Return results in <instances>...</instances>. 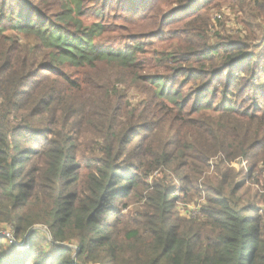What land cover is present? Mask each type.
<instances>
[{"label": "trees", "instance_id": "1", "mask_svg": "<svg viewBox=\"0 0 264 264\" xmlns=\"http://www.w3.org/2000/svg\"><path fill=\"white\" fill-rule=\"evenodd\" d=\"M12 1L0 0V228L16 242L0 248V264H264V208L244 202L251 196L229 166L246 161L247 178L263 186L264 85L250 81L264 54L196 35L180 56L146 64L141 44L94 43L103 27L76 19L83 0H64L58 20ZM195 22L183 27L205 29ZM99 63L116 72L100 74ZM200 193L197 216L176 215L177 202ZM37 224L51 249H40Z\"/></svg>", "mask_w": 264, "mask_h": 264}, {"label": "rangeland", "instance_id": "2", "mask_svg": "<svg viewBox=\"0 0 264 264\" xmlns=\"http://www.w3.org/2000/svg\"><path fill=\"white\" fill-rule=\"evenodd\" d=\"M5 1H7V6L14 2L12 0ZM26 1L40 10L42 18L50 20H58L56 15L64 6V0ZM145 3L148 5L146 4L142 7L144 10L138 14H134V11L137 9L131 7L132 0H83V13L76 19L86 27L94 23L102 24L103 30L94 37V43L99 47L118 49L134 47L136 43L141 44L142 51L137 54V58L139 60H148L146 64L151 63L153 58L157 59L158 56H161L160 53L164 55L173 53L180 56L189 44H196L198 42L196 35L206 39L208 46L214 45L216 47V45H220L219 47L221 48V46L230 45L229 41L233 39L249 44L250 48L245 51L247 54H259L262 56L264 54V0H245L239 3H233L232 0H214L209 4H203L202 0L193 1L192 4L190 0H184L183 4L180 5L175 0H142L141 4H139L140 8ZM195 8H198V10L196 9L193 13L192 11ZM5 10L7 11L8 9L6 8ZM22 11H24L23 8ZM191 20H195L196 26L199 28L203 24H206L205 29L184 28V24ZM71 30L75 31L76 28L71 26ZM256 64L258 65V69L256 70L254 80L250 81V87L264 85V71L261 69L264 68V61L260 60ZM98 67L101 70L100 74L103 75L107 74L106 70L108 69L116 72L106 63H99ZM76 70L75 68H70L67 71L74 78L73 76H76L75 74L77 73ZM154 71H145L142 74L153 73ZM161 73H166V71H162ZM93 74L90 71L85 76L90 78ZM181 78L183 80V77ZM242 78L247 80L246 76H242ZM201 82L198 81L199 84ZM184 88V95H193L192 85H187ZM130 96L134 100L137 98L135 92L134 94L130 93ZM242 96H244L246 109L251 111L252 102L247 97L249 96V90L245 91ZM250 98H254V95L252 94ZM257 100L259 99L257 98ZM229 166L238 172L237 181L245 183L242 191L247 190L251 196L250 200L246 199L244 202L250 201L257 207L264 208V184L261 186L247 178L249 164L246 161L235 160ZM84 171H78L79 181H81L80 177ZM258 173L261 178L264 176V170L258 171ZM203 197L204 194L200 193L191 198L190 201L177 202L174 207L176 215L180 217L197 216L204 202ZM139 203L141 201L139 202L137 197L129 200L127 207L121 211L122 215L120 218L122 220L128 219L130 214L139 207ZM2 229L0 228V230ZM32 229L36 233L35 240L41 245L40 249L49 250L48 241L51 242L52 238L48 228L45 225L37 224ZM60 244L72 249L76 248V243L72 240H66ZM8 245L7 239L0 240V248L9 250L10 248L8 247L10 245ZM24 247L22 246L19 249Z\"/></svg>", "mask_w": 264, "mask_h": 264}, {"label": "built area", "instance_id": "3", "mask_svg": "<svg viewBox=\"0 0 264 264\" xmlns=\"http://www.w3.org/2000/svg\"><path fill=\"white\" fill-rule=\"evenodd\" d=\"M194 213V212H193ZM198 214V213H197ZM1 235L4 236V239H7V242L9 244H14L16 241H15V237L13 236L12 234V231L9 230V229H2L1 231Z\"/></svg>", "mask_w": 264, "mask_h": 264}]
</instances>
